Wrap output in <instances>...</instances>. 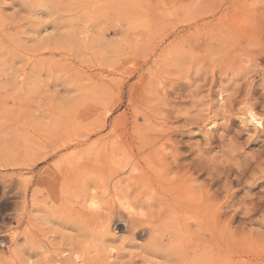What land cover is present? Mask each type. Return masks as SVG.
<instances>
[{
    "label": "rangeland",
    "instance_id": "1",
    "mask_svg": "<svg viewBox=\"0 0 264 264\" xmlns=\"http://www.w3.org/2000/svg\"><path fill=\"white\" fill-rule=\"evenodd\" d=\"M0 264H264V0H0Z\"/></svg>",
    "mask_w": 264,
    "mask_h": 264
},
{
    "label": "bare ground",
    "instance_id": "2",
    "mask_svg": "<svg viewBox=\"0 0 264 264\" xmlns=\"http://www.w3.org/2000/svg\"><path fill=\"white\" fill-rule=\"evenodd\" d=\"M245 113V112H244ZM243 113V114H244ZM244 120V119H243ZM245 120L251 124H253L255 127L256 125L260 124L261 123V118L252 110V109H248V112L246 113L245 115ZM257 128V127H256ZM96 199H92L91 201L92 204H95V201ZM91 201H90V204H91ZM97 201V200H96ZM98 204V203H97ZM99 206V205H98ZM168 207V206H167Z\"/></svg>",
    "mask_w": 264,
    "mask_h": 264
}]
</instances>
